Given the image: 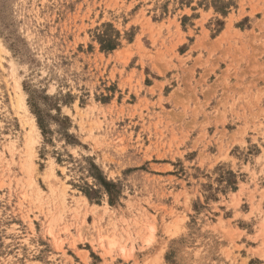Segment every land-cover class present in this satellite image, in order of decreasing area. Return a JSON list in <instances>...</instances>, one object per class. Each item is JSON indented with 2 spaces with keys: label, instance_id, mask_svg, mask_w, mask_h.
Segmentation results:
<instances>
[{
  "label": "rangeland",
  "instance_id": "rangeland-1",
  "mask_svg": "<svg viewBox=\"0 0 264 264\" xmlns=\"http://www.w3.org/2000/svg\"><path fill=\"white\" fill-rule=\"evenodd\" d=\"M0 264H264V0H0Z\"/></svg>",
  "mask_w": 264,
  "mask_h": 264
},
{
  "label": "trees",
  "instance_id": "trees-1",
  "mask_svg": "<svg viewBox=\"0 0 264 264\" xmlns=\"http://www.w3.org/2000/svg\"><path fill=\"white\" fill-rule=\"evenodd\" d=\"M226 6H222V7H216L214 6V9L221 12L222 14H225V8ZM106 29L105 30H101L99 33H97L96 38L97 41L99 43L100 49L101 50H111L113 48H115L117 45H119V41L118 38L120 36L119 32L117 30H115L111 24H106L105 25ZM230 176H233V173H229Z\"/></svg>",
  "mask_w": 264,
  "mask_h": 264
},
{
  "label": "bare ground",
  "instance_id": "bare-ground-1",
  "mask_svg": "<svg viewBox=\"0 0 264 264\" xmlns=\"http://www.w3.org/2000/svg\"><path fill=\"white\" fill-rule=\"evenodd\" d=\"M150 230V229H149ZM113 237V236H112ZM101 241V240H100Z\"/></svg>",
  "mask_w": 264,
  "mask_h": 264
}]
</instances>
